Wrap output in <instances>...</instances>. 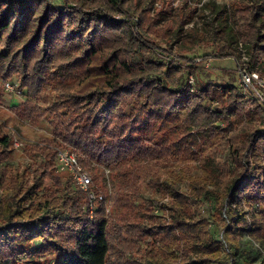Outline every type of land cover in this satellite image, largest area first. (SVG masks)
I'll use <instances>...</instances> for the list:
<instances>
[{
    "label": "trees",
    "instance_id": "trees-1",
    "mask_svg": "<svg viewBox=\"0 0 264 264\" xmlns=\"http://www.w3.org/2000/svg\"><path fill=\"white\" fill-rule=\"evenodd\" d=\"M103 1L106 11L98 8ZM192 1L63 0L62 9L46 0L34 6L0 0V76L9 81L12 73L19 74L20 88L30 95L50 70L59 73L74 63L83 66L82 82L71 88L65 100L86 109V122L74 144L79 148L82 139L90 141L100 152L99 160L107 165L137 158L147 164L156 159L146 143L154 140L163 124H182L177 121L181 113L193 126L192 138L185 144L195 145L192 134L217 135L216 142L227 148L226 163L216 165L203 155L200 159L205 167L193 178L185 176L186 166L194 160L193 148L187 151L179 140L171 154L161 147L179 166L156 169L150 179L166 203L135 193L144 222L137 225L136 241L141 247L131 264H264V103L248 104L233 83L196 78L195 85H188V73L204 68L189 62L184 69L172 66L156 54L158 45L144 27L150 9L158 4L161 10L152 20L154 28L174 16L172 33L183 46L215 45L217 52L213 57L206 55V61L241 59L244 54L247 69L264 77V0L217 6L207 36L195 29L183 30L195 13V8L190 9ZM114 11L123 15L122 22L114 21L110 14ZM184 32L186 37H182ZM71 53L76 54L74 59ZM99 55L103 59L97 65ZM94 70L100 71L96 78L103 83L85 89L83 84L94 78L90 77ZM244 109L247 112L241 115ZM114 123L119 126L112 129ZM12 143V134L0 131V165L9 161ZM39 157L41 165L31 171L32 183L25 188L12 176L14 168L9 163L4 166L7 174L0 175V263L28 264L27 257L30 263L44 258V263L32 264L46 260L47 264H107L110 246L104 201L97 202L90 215L86 195L70 176L56 172V161L48 154ZM54 173L66 178L47 185ZM185 180L189 192L181 186ZM111 183L115 186V181ZM116 184L115 205L122 200L116 190L132 187ZM208 186L217 191L215 196ZM204 201H210L211 210L216 211L210 223L196 220L195 208ZM127 204H117V208ZM156 210L170 213L166 218L156 215Z\"/></svg>",
    "mask_w": 264,
    "mask_h": 264
},
{
    "label": "rangeland",
    "instance_id": "rangeland-1",
    "mask_svg": "<svg viewBox=\"0 0 264 264\" xmlns=\"http://www.w3.org/2000/svg\"><path fill=\"white\" fill-rule=\"evenodd\" d=\"M13 1H24L34 6L40 0ZM209 1L211 0H194L190 2V9L195 8V13L189 23L183 27L184 31L195 29L199 33L208 32L209 24L212 23L216 17V7L220 5L227 6L237 0ZM46 2H48L49 5L57 6L62 9L65 7L63 0H46ZM206 5H211L212 9L206 7ZM98 8L104 11L107 10L104 1ZM160 10L159 5L155 4L153 9L151 8L148 13L147 22L144 23V27H148L146 28L147 31L152 33L149 39L158 45L156 54L159 55V57L162 56L168 63H173L172 66L175 68L184 69L187 62L193 67H198L200 69L203 67L204 69L198 72H195L197 68H193L195 71L190 72V74L188 73V85H195L196 78L202 82L212 80L219 84H236V65L233 60L230 58L225 60L211 58L210 61H208L209 63H205L207 62L204 60L206 55H211L213 57L217 52V47L215 45L204 42L196 45L193 49H188L186 46H183L181 41H178L176 37H174L172 33L173 25L170 23L173 21L174 16L165 18V20L167 19L166 22H163L158 29L154 28L152 20L157 18V12ZM184 12L185 9H183V13ZM110 14L114 21H123V15H120L117 11L110 12ZM180 17H182V15H180ZM204 35H206V33ZM182 37H186L185 32L182 33ZM70 57V59H74L76 54L71 53ZM169 57L171 59H169ZM102 59V56H97L95 64L100 65ZM206 64L209 65L207 66ZM65 68L59 73L50 70L41 81L36 83V90L30 95H27L26 90L20 88L19 74L12 73L9 80V82L13 83L16 94H9L5 90L4 85L7 81H3L0 76V131L2 134L6 132L11 133L13 141L17 139L22 143V147L19 149H14L12 143L13 148L9 155V161L0 165V175L2 173L7 174V170L6 168L4 169V166L9 163L14 168L12 176L25 188L32 183V176H30L31 171H33L35 167L41 165L40 153L48 154V158L55 159V161L56 153L60 150L73 153L79 161H83V164H85L84 169L91 176L92 186L94 187L91 191L95 195H102L103 197L106 207L108 243L110 246L107 264H131L132 257L136 255V252L140 250L141 247L140 243L138 244L136 241L138 232L140 233V229L137 225L144 222V218L142 217L143 207L140 202H137L139 201L137 200L138 198H136L137 194L157 197L158 201L160 200L159 202L162 200V202H165L166 199H162L158 196L156 191L152 188V180L150 179L154 177L156 169L158 171L159 168L164 166H179L177 165L178 163L176 164L173 155L170 157L165 154V151L163 150V152L161 147L163 146L166 150H169L171 154L173 151L177 150L175 143L179 140V144H182L181 147L187 149V151L188 148H193L191 154L194 160L192 159L193 161L188 163L185 172V176L192 178L197 176L205 167L203 160L200 159L203 155H206L208 159L214 160L216 165L221 166L222 163L225 164L227 148L216 142L217 135L204 137L199 134H192L196 136L195 145L191 146L190 144H185L184 142L186 140L192 138L189 136V133L193 129V126L190 123L191 120L187 119L186 114L183 115L181 113L177 115L179 119L177 121L182 124H163L159 129V133L154 135V140L146 143V147L150 149V152L155 151L156 159H151L150 157L149 160L151 159V161L147 164L138 161L139 158H137L133 161L128 160L127 163L121 165H107L106 162L103 163V161L99 160L98 154L100 152L97 151L96 147H93V144L90 145V141L84 140L85 138L82 139L79 148L74 144L75 142H79V131L86 122V109H82L81 106L69 105L70 102H65V100L71 88L77 83L82 82L79 75L83 74L84 68L81 65L79 66L78 63L70 65L69 69L67 67ZM98 74H100L99 70H94L92 72L90 77L94 78L87 80L83 84L85 89H91L93 86L102 85L103 79L96 78ZM246 101L248 104L253 102L251 99H246ZM247 106L249 107V105ZM130 110L131 109H127V113H129ZM246 112L247 110L244 109L240 114L245 115L244 113ZM243 119L246 120L244 117ZM183 120L184 122H182ZM116 126H119V124L117 125L114 123L112 129H115ZM99 134L100 131L96 133L95 137ZM142 144L143 143L140 145ZM211 144H213V151L211 149ZM33 151L34 154L32 153ZM89 152L95 155L96 158H93ZM103 159H106V157L103 156ZM86 162L90 165L87 166ZM153 165H155V167ZM65 178L66 177H63L61 174L54 173L51 180H48L46 184L53 185L56 181L61 183ZM112 180L115 181V186H112ZM117 182L127 183L132 186L129 188L120 186V188L116 190L119 198L122 199L116 203L119 205L128 203L126 208H117V204L115 205L112 201V194L117 187ZM188 183V180L181 183L183 191L189 192ZM207 189L212 193V197L217 193L211 186H208ZM99 201L100 200H97L94 206H97L96 203ZM211 207L213 208L210 201L198 203L195 208L197 213L196 220L201 219L210 223V221L213 220L212 215L216 214L215 209L211 210ZM210 210L213 213H211ZM154 213L159 216L164 215L167 218L170 212L164 211L162 214L160 210H156ZM158 221L160 220L156 219V222ZM218 221L219 225L222 226L224 222H222L221 218ZM46 261L45 264L48 263ZM25 262L28 264L38 262L44 263V258L43 260L42 258L35 259L34 262L30 263V260L26 257Z\"/></svg>",
    "mask_w": 264,
    "mask_h": 264
},
{
    "label": "built area",
    "instance_id": "built-area-1",
    "mask_svg": "<svg viewBox=\"0 0 264 264\" xmlns=\"http://www.w3.org/2000/svg\"><path fill=\"white\" fill-rule=\"evenodd\" d=\"M209 2H215V0ZM231 60L236 65V86L239 88L241 95L245 99L264 103V77L258 72L247 69L244 64L247 60L246 55L243 54L241 59L231 58ZM4 86L9 94H16L13 83L7 81ZM13 147L19 149L22 147V143L15 139ZM56 165V172L69 175L75 187L86 195L88 199L87 209L89 214L92 215L95 208L94 203L97 200L103 201V197L102 195L97 196L91 191L92 179L90 174L84 169L78 158L66 150H60L56 153ZM254 246L260 249L258 244L254 243ZM260 250L263 253L262 249Z\"/></svg>",
    "mask_w": 264,
    "mask_h": 264
}]
</instances>
